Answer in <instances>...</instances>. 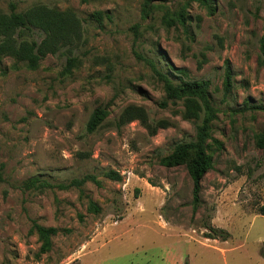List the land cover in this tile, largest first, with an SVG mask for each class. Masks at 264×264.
I'll list each match as a JSON object with an SVG mask.
<instances>
[{
	"label": "rangeland",
	"instance_id": "374dc122",
	"mask_svg": "<svg viewBox=\"0 0 264 264\" xmlns=\"http://www.w3.org/2000/svg\"><path fill=\"white\" fill-rule=\"evenodd\" d=\"M11 3L18 12L70 9L82 37L35 67L0 57V264H264V148L256 144L264 133V0H0V14ZM182 10L186 26L165 23ZM43 37L34 29L20 38ZM150 59L175 84H210L214 166L196 211L187 166L162 160L196 140L204 111L192 116L189 98L168 99ZM132 106L146 119L123 120ZM105 107L89 133L93 112ZM33 177L86 181L25 188ZM36 224L58 230L49 251ZM213 230L229 237L207 238Z\"/></svg>",
	"mask_w": 264,
	"mask_h": 264
},
{
	"label": "trees",
	"instance_id": "16d2710c",
	"mask_svg": "<svg viewBox=\"0 0 264 264\" xmlns=\"http://www.w3.org/2000/svg\"><path fill=\"white\" fill-rule=\"evenodd\" d=\"M201 5L207 6L210 0H194ZM10 14H0V57L10 55L15 60L27 62L31 67H35L39 61L48 53H56L61 47H74L78 45L82 37V21L76 13L70 9L60 10L55 7H50L45 4H37L30 8L27 12L16 11L17 6L14 3L10 4ZM146 11V10H145ZM93 17L99 22L103 21V12L97 11L93 13ZM164 21L167 25L172 26L176 22L186 26L187 17L185 11L182 10L176 14V18H168L166 15ZM34 29L41 30L44 37L40 42L36 40H23L21 37L22 30L33 31ZM261 52L264 55V36L261 43ZM77 61V58L71 57L68 59L67 70L72 68ZM155 73L164 83L166 97L168 99L189 98L188 105L189 115L195 116L198 110L204 111V117L201 124L197 128V137L193 142L182 143L175 147L172 154L162 160V164L166 167H177L186 165L188 173L193 181V207L196 211L201 203V182L207 172L214 166L213 158L207 152V142L210 138V124L215 117V109L211 103L209 95V82L205 80H182L178 84L173 82V79L161 71H159L153 61L148 60ZM264 63V58H263ZM181 73L186 74L184 69H178ZM232 69L231 64L226 62V77L225 88L229 90L232 86ZM107 108L96 109L90 117L87 124V131L93 133L103 123L107 117ZM125 118H143L146 119L145 112L141 107H129L122 116ZM257 146L264 148V133L261 134L256 142ZM109 177L114 179L119 178V174L111 172ZM86 179H73L69 183L53 184L46 180L37 177L28 179L24 183L27 189L37 187H50L66 189L68 187H78ZM95 212L99 209L92 205ZM264 214V208L263 212ZM35 230L42 240L41 250L49 251L52 247V237L58 233L54 227H44L36 224ZM222 234H218L217 230L207 234V238H228L229 233L222 230ZM262 255L264 256V241L262 243Z\"/></svg>",
	"mask_w": 264,
	"mask_h": 264
}]
</instances>
